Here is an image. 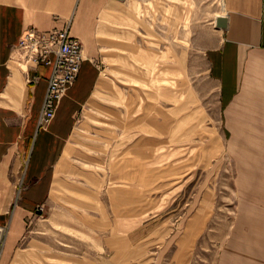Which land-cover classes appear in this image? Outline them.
Here are the masks:
<instances>
[{"label":"rangeland","instance_id":"obj_1","mask_svg":"<svg viewBox=\"0 0 264 264\" xmlns=\"http://www.w3.org/2000/svg\"><path fill=\"white\" fill-rule=\"evenodd\" d=\"M222 5L112 0L104 9L94 90L47 198L7 255L0 227V264H264V142L230 125L209 58ZM18 178L0 216L18 205Z\"/></svg>","mask_w":264,"mask_h":264},{"label":"crops","instance_id":"obj_2","mask_svg":"<svg viewBox=\"0 0 264 264\" xmlns=\"http://www.w3.org/2000/svg\"><path fill=\"white\" fill-rule=\"evenodd\" d=\"M111 2L0 0V214L16 186L12 176H20L25 187L10 216H0V227L8 229L6 255L22 238L33 207L47 198L52 168L94 90L98 79L96 25ZM222 10L228 27L217 31L221 42L209 58L215 76L221 79L226 115L230 125L246 127L244 134L253 135L242 140L264 142V0H223ZM67 26L69 35L83 43L87 58L49 129L38 131L51 67L31 69L39 80L28 84L24 74L14 72L13 63L19 62L15 47L30 28L50 31ZM235 141L232 137V147Z\"/></svg>","mask_w":264,"mask_h":264},{"label":"built area","instance_id":"obj_3","mask_svg":"<svg viewBox=\"0 0 264 264\" xmlns=\"http://www.w3.org/2000/svg\"><path fill=\"white\" fill-rule=\"evenodd\" d=\"M19 62L25 65L27 73L41 65L51 67L44 103L39 116V126L55 118L58 101L77 81L86 60L84 46L80 40L64 29L37 31L30 28L15 47ZM34 80H39L35 75Z\"/></svg>","mask_w":264,"mask_h":264},{"label":"water","instance_id":"obj_4","mask_svg":"<svg viewBox=\"0 0 264 264\" xmlns=\"http://www.w3.org/2000/svg\"><path fill=\"white\" fill-rule=\"evenodd\" d=\"M228 27V18L226 16H219L216 19V28L220 30H225ZM2 235V230L0 229V238Z\"/></svg>","mask_w":264,"mask_h":264}]
</instances>
